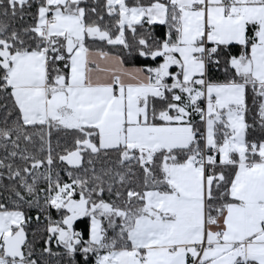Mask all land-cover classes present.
Masks as SVG:
<instances>
[{
    "label": "snow or ice",
    "instance_id": "obj_1",
    "mask_svg": "<svg viewBox=\"0 0 264 264\" xmlns=\"http://www.w3.org/2000/svg\"><path fill=\"white\" fill-rule=\"evenodd\" d=\"M0 264H264V0H0Z\"/></svg>",
    "mask_w": 264,
    "mask_h": 264
}]
</instances>
